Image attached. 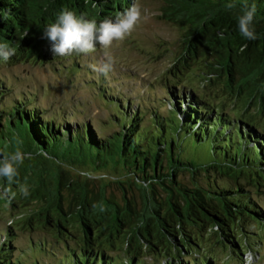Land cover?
I'll return each instance as SVG.
<instances>
[{
	"label": "trees",
	"instance_id": "16d2710c",
	"mask_svg": "<svg viewBox=\"0 0 264 264\" xmlns=\"http://www.w3.org/2000/svg\"><path fill=\"white\" fill-rule=\"evenodd\" d=\"M131 1L0 0V28L17 30L8 39L22 51L33 50L41 42L46 49L50 43L43 38V29L55 22L62 10H72L98 23L105 12L121 11ZM228 3L235 4L230 11L226 10ZM253 4L257 39L247 40L239 32L238 17L245 6ZM47 7H52L49 16L44 12ZM162 10L169 20L184 29L187 48L175 62L179 71L180 63L186 69L190 59L203 56L208 76L224 75L230 88L238 82L240 92L251 101H261L264 107V0H247L246 4L245 0H172ZM50 52L51 47L43 56L54 57ZM69 67L76 71L81 66L73 63ZM174 87L168 86L172 106L166 115L154 113L152 117L155 129L145 126L137 110L128 111L129 103L124 106L121 100L110 96L109 101L117 106L118 129L108 137L97 134L89 122L71 125L63 112L62 119L43 113L24 94H17L8 107L0 103V154H10L16 148L26 154L19 166V181L27 182L30 195L19 194L33 202L50 193L49 206L39 210V214H46L48 220L56 218L55 224L68 233H71L68 220L77 216L75 206L83 209L80 217L86 248L76 252L67 247L57 264H115L107 250L99 246L101 237L96 231L104 235L107 229L118 226L116 232L120 235L118 239H123L126 264H143L141 253L148 247L158 249L161 243L165 245L160 234L167 237L175 251L181 252L167 253L170 259L165 264H225L209 256L199 258V253V257L185 260L181 255L184 247L191 244L199 249L193 236L186 234L188 223L195 226L200 236L213 230L230 249L241 255L242 250L246 253L248 243L235 236L234 225L240 222L242 233L246 232L248 221L264 225V206L248 187L249 183L264 186V131L217 111L194 93L188 99L176 97ZM100 89L105 95V88ZM5 92L0 90V97ZM108 170L131 178L128 183H134L146 196L145 209L154 201L156 231L145 222L144 214L129 205L120 208L117 202L107 199L104 189L88 196L89 172ZM185 174L192 177V185L178 179ZM196 175L205 176L206 184L198 182ZM0 180L7 185L6 180ZM120 183L124 184L123 180ZM158 185L166 188L167 197L157 200L145 194ZM62 187L75 194L67 209L60 204ZM9 199L13 204L17 197ZM105 200L114 204L107 211L101 209ZM10 228L0 243V264H24L13 251Z\"/></svg>",
	"mask_w": 264,
	"mask_h": 264
},
{
	"label": "rangeland",
	"instance_id": "374dc122",
	"mask_svg": "<svg viewBox=\"0 0 264 264\" xmlns=\"http://www.w3.org/2000/svg\"><path fill=\"white\" fill-rule=\"evenodd\" d=\"M171 2L172 0H132L123 10H109L99 18L100 22L105 19L116 20L133 3L141 6L145 17L129 38L114 46L112 52L117 64L108 76L94 72L89 67L100 62L102 52L99 46L97 52L90 56L73 53L68 57H60L54 56L51 51L50 54L54 57L47 59L43 53L51 45L44 49L45 46L41 42L33 50L28 48L22 51L20 46L14 45L8 39V36L17 33V30L0 28V43H6L15 49V55L9 61L0 60V90L6 91L0 97V103L8 107L17 94H24L38 105L43 113L62 119L63 112L71 125L89 122L97 134L108 137L118 129L115 119L117 106L109 101L110 96L121 100L124 106L129 103L128 111L135 113L137 110L145 126L155 129L156 125L152 126V117L154 113L166 115L172 106L168 99V86L175 85L173 91L176 97L188 99L190 94L194 93L209 102L217 111H224L230 118L244 121L264 131V107L261 101L249 100L250 97L240 92L238 82L230 88L224 75L220 78L208 76L207 61L203 56L190 59V65L186 69L181 68V63L180 71L175 67L177 58L186 50L187 44L183 40L184 29L169 20L162 10L163 6ZM51 8L47 7L44 11L46 16L50 15ZM73 63L81 66L80 69L72 71L73 68L69 66ZM102 87L107 91L105 95L101 92ZM89 174L88 196L104 189L107 199L117 202L120 208L125 209L129 205L138 213L144 214L145 222H149L151 229L157 230L152 211L154 201L151 199L145 209L146 196L134 183H128L131 178L121 177L122 173L114 170L90 171ZM83 175L87 176L86 173ZM196 178L202 184L208 181L205 176L196 175ZM178 179L189 185L193 184L190 175H179ZM122 180L124 184L120 183ZM6 186L5 182L0 180V187ZM248 187L264 206V186L249 183ZM11 190L17 197L13 204L9 198L0 197V243L6 238L5 231L11 226L13 251L24 264H57L58 257L66 254L67 247L76 252L86 248V233L80 217L82 208L75 206L77 216L68 220V230L71 232L68 233L55 224L56 218L48 220L46 214H39V210H45L49 206L50 193L45 199L32 202L23 199L18 186H11ZM165 190V187L158 185L149 188L145 194L162 200L167 197ZM60 192V204L67 209L75 194L66 187H62ZM112 206V202L105 200L101 209L107 211ZM160 210L163 213L165 208ZM50 214L55 215L51 210ZM245 227L246 232L242 233L240 222L237 221L234 225L235 236H239L240 242L246 239L248 243V248L244 250L246 253L242 250L241 255L238 250L230 249L217 232L211 230L200 236L195 226L188 223L185 225L186 234L193 236L199 244V249L190 244L184 247V253L181 255L185 260L191 256L199 257L200 254L199 258L209 256L225 264H245L246 254L251 253L255 264H264V225L254 220L248 221ZM117 229L119 226L109 228L104 235L96 231L101 237L99 246L102 245L100 247L107 250L115 264H126L127 255L122 248L123 239H118L120 235L117 234ZM159 236L163 238L165 245L161 243L158 249L148 247L147 251L141 253L140 261H143V264H165L170 259L167 253H181L173 249V244L167 241L166 236ZM99 246L93 247L100 248Z\"/></svg>",
	"mask_w": 264,
	"mask_h": 264
},
{
	"label": "clouds",
	"instance_id": "9594fccd",
	"mask_svg": "<svg viewBox=\"0 0 264 264\" xmlns=\"http://www.w3.org/2000/svg\"><path fill=\"white\" fill-rule=\"evenodd\" d=\"M247 0H245V4ZM234 3H228L226 10H232ZM256 7L245 6L238 17V29L242 37L247 40H256L254 28ZM145 17L141 6L133 3L131 7L122 12L116 20L105 19L99 24L95 20L77 15L74 11L64 9L58 15L55 22L48 24L43 29V38L51 45L54 56L68 57L73 53L90 56L97 52L99 46L102 52L99 64H91L89 67L97 73L108 76L115 70L117 59L113 55L114 46L125 41L136 30L138 24ZM15 54V49L6 43H0V60L7 62ZM26 154L16 148L12 153L0 154V179L7 182L6 187H0V197L14 198L11 185L16 184L21 195L28 197L30 189L27 184L19 181V166L24 163ZM245 264H255L253 255L246 254Z\"/></svg>",
	"mask_w": 264,
	"mask_h": 264
}]
</instances>
